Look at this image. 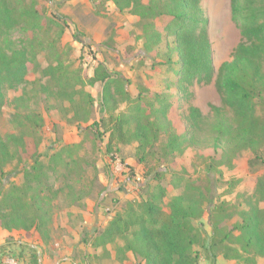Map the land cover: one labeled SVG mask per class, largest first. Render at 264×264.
Segmentation results:
<instances>
[{
	"label": "rangeland",
	"instance_id": "rangeland-1",
	"mask_svg": "<svg viewBox=\"0 0 264 264\" xmlns=\"http://www.w3.org/2000/svg\"><path fill=\"white\" fill-rule=\"evenodd\" d=\"M20 1L25 5L37 2L36 8L43 15V24L46 23L44 26L48 29V34L40 35V40L48 42L50 51L47 54L38 52L37 58L30 63L26 75L28 84L6 90V100L0 110V135L15 131L10 122L16 111L12 100L24 92L27 93L26 106L21 110L39 113L43 123L33 137L27 139L26 150L5 166L0 192L8 187L23 188L24 171L35 158L46 170L50 156L69 144L80 145L71 152V157H82L83 161L70 169L72 172L66 180L62 176L67 175V170H60L57 175L46 171L48 184L52 187L43 206L48 210V233L34 228L8 230L0 224V231L6 232L0 255L7 252L20 262L33 264L36 261L38 264H136L138 259L131 252L126 254L124 261H118L114 257L117 245L100 241L101 234L112 217L123 212L128 201L144 199L148 184H154L151 180L154 169L166 170L161 182L167 191L161 202L164 210H168L171 198L186 185L209 197L202 217L193 220L207 237L211 233V222L221 228L217 233L222 235L227 227L239 220L241 209L252 203L264 207V202L256 195L257 179L264 173V147H261V156L255 157L250 149H237L233 140L225 138L221 143L223 150L221 147L214 149L215 124L220 120L232 121L233 112L223 104L214 81L201 84L194 80L185 87L190 94L188 97L178 89L176 76L171 73L177 66L168 65V62L177 63L171 36L164 37L156 47L155 57L145 55L143 25L151 19H141L137 11L140 5L120 12L112 1H107L100 14H96L94 0ZM239 1L250 6H264V0ZM146 3L147 0H141V5ZM200 7L207 21V37L216 74L223 62L231 60L242 37L238 22L231 18V0H200ZM167 22L165 16L152 20L159 30ZM9 37L15 48L25 46L26 34L20 28L11 30ZM47 57L59 60L61 69L75 73L82 85L75 87L74 84L73 87L68 83L64 89L56 87L55 81L43 75ZM98 64L123 79L121 88L112 90L113 97L104 102L102 84L97 82L92 86L87 81ZM162 95L175 103L168 115L176 133L183 131L188 124V103L200 110L199 126L189 137L190 144L182 151L168 153L164 148L166 135L155 133L150 136L153 147L145 166L136 154L138 142L115 140L108 148V133L98 136L91 130L86 133L81 130L102 115L128 117L137 105L148 109L149 103L156 104ZM89 96L91 102L87 101ZM213 107L220 109L219 117ZM136 125L137 121L131 119L129 128L134 129ZM69 177L74 183L65 185ZM61 186L64 189L55 197L54 191L60 190ZM70 189L82 195L79 203L73 204L72 198H66ZM47 201H50L49 206ZM218 207L234 215L219 220L216 217ZM241 242L239 233L235 232L223 244L217 245L211 251L216 256L215 264H218V258H222L224 264H264V256H253L241 250ZM230 248L247 255L249 261L237 259L234 251L229 252L230 258H224L222 252ZM203 260L206 259L200 261Z\"/></svg>",
	"mask_w": 264,
	"mask_h": 264
},
{
	"label": "trees",
	"instance_id": "trees-1",
	"mask_svg": "<svg viewBox=\"0 0 264 264\" xmlns=\"http://www.w3.org/2000/svg\"><path fill=\"white\" fill-rule=\"evenodd\" d=\"M107 1H112L120 12L140 5L137 11L141 19H151L143 25V51L146 56L155 57L156 47L164 37L173 38L177 63L168 62V65L177 66L171 73L176 76V85L179 90L184 91L186 97L190 94L185 87L194 80L201 84L214 81L223 104L233 112L232 121L227 123L220 120L215 124L214 149L221 147L220 150H223L222 139L228 138L234 141L237 149H250L255 157H260L263 149L261 147H264V6H250L239 0H231V18L238 22L242 39L235 47L231 60L223 62L215 74L207 37V21L200 7V0H147L144 5H141V0H94L96 14H100L102 5ZM36 3L25 5L20 0H0V110L5 103L7 89L29 83L26 75L30 63L37 58V53L44 51L47 54L50 51L48 42L42 43L40 40V35H47L48 29L44 26L46 23L43 24V15L37 10ZM159 16L168 19L161 30L152 23ZM16 27L26 34L25 46L21 48H15L9 37L11 30ZM166 47L169 49V44L166 43ZM46 63L43 75L50 81H55L58 85L56 87L64 89V85L68 83L73 87L74 84L75 87L82 85L83 82L75 73L61 69L59 60H50L47 57ZM87 81L92 86L97 82L102 84L104 102L113 97L112 90L121 88L123 79L98 64ZM124 96L128 97L127 93ZM26 97L27 93L24 92L13 98L16 111L13 112L10 122L15 131L0 135V183L6 173L5 166L26 150L27 139L33 137L43 123L39 113L21 110L26 106ZM91 100L89 96L87 101ZM172 101L162 95L157 98L156 104L149 103L148 109L147 106L144 109L137 105L128 117L102 115L98 121L87 124L81 130L84 133L91 130L98 136L108 133V148L115 140L138 142L136 154L139 155V161L146 166L153 147L150 144L151 135L158 132L166 135L164 148L168 153L182 151L190 144L189 137L195 133L202 119L200 110L188 103V124L183 131L176 133L168 115V111L175 104ZM213 110L218 117L221 115L219 108L213 107ZM131 119L137 121L134 129L129 128ZM78 146L80 145L69 144L50 156L46 170L35 158L24 171L23 188L8 187L0 192V224L4 229L28 231L34 228L41 233H48V210L43 206L48 192H52V187L48 184L49 176L46 171L57 175L60 170H67V175L62 176L66 180L72 172L70 169L83 161L82 157H71V152ZM164 170H152L151 180L154 184H148L144 199L128 201L123 212L115 214L104 228L100 241L117 245L114 257L118 261H124L126 254L131 252L138 259L136 264L141 261L143 264H199L201 258L215 264L216 256L211 251L235 232L242 239L241 250L252 253L253 256H264V207L252 203L241 209L238 212L239 220L227 227L222 235L217 233L221 228L211 222V233L207 237L193 220L202 217L209 197L186 185L179 194L171 198L168 210H164L161 204L167 193L161 183L166 171ZM68 183H74L71 177L65 185ZM63 186L54 191L55 197L64 189ZM256 195L259 201L264 202V173L257 179ZM81 197L78 191L71 189L66 196L69 200L73 199L70 200L73 204L79 203ZM46 204L49 206L50 201ZM220 207L216 209L219 220L224 219L221 217L227 219L234 215ZM44 239L47 240V235ZM230 251L235 252L237 259H250L233 248L222 252V256L230 258Z\"/></svg>",
	"mask_w": 264,
	"mask_h": 264
},
{
	"label": "built area",
	"instance_id": "built-area-1",
	"mask_svg": "<svg viewBox=\"0 0 264 264\" xmlns=\"http://www.w3.org/2000/svg\"><path fill=\"white\" fill-rule=\"evenodd\" d=\"M17 257H12V255L10 254H7V252H3L1 255H0V264H33L31 262H28V261H18L16 259ZM38 264V263H36Z\"/></svg>",
	"mask_w": 264,
	"mask_h": 264
},
{
	"label": "crops",
	"instance_id": "crops-1",
	"mask_svg": "<svg viewBox=\"0 0 264 264\" xmlns=\"http://www.w3.org/2000/svg\"><path fill=\"white\" fill-rule=\"evenodd\" d=\"M5 231H0V247L4 245V242L2 241L3 236L5 235ZM7 247V246H6ZM222 258H218V264H224ZM199 264H210L207 260L200 261Z\"/></svg>",
	"mask_w": 264,
	"mask_h": 264
}]
</instances>
